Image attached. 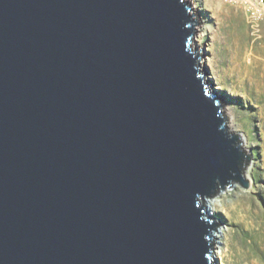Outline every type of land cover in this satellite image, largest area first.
Returning <instances> with one entry per match:
<instances>
[{"label": "water", "instance_id": "water-1", "mask_svg": "<svg viewBox=\"0 0 264 264\" xmlns=\"http://www.w3.org/2000/svg\"><path fill=\"white\" fill-rule=\"evenodd\" d=\"M197 23L189 0H0V264H217L205 199L250 184Z\"/></svg>", "mask_w": 264, "mask_h": 264}, {"label": "rangeland", "instance_id": "rangeland-1", "mask_svg": "<svg viewBox=\"0 0 264 264\" xmlns=\"http://www.w3.org/2000/svg\"><path fill=\"white\" fill-rule=\"evenodd\" d=\"M189 1L198 21L194 49L201 57V71L206 73L205 79L223 101L229 133L240 137L242 151L246 153L243 177L249 181V188L239 182L226 186L228 191L219 197L220 206L215 211L216 219L228 232L222 245L224 263L236 264L231 255L237 233L233 203L247 192L252 197L250 205L254 210H264V135L261 134L264 126L261 128L260 120L254 117L259 106L264 109V102H258L255 92L241 81L248 74L255 81L264 82V0H248L259 7L258 21L250 18L248 7L251 5L245 0ZM235 183L237 187H232ZM217 194L218 191L212 196ZM258 247L261 257L257 261L264 264L261 237Z\"/></svg>", "mask_w": 264, "mask_h": 264}, {"label": "bare ground", "instance_id": "bare-ground-1", "mask_svg": "<svg viewBox=\"0 0 264 264\" xmlns=\"http://www.w3.org/2000/svg\"><path fill=\"white\" fill-rule=\"evenodd\" d=\"M239 71L240 70L238 69V72ZM247 75L248 74L241 78L242 83L248 84L249 90L255 92L258 102H264V82L257 80L255 81L253 78ZM257 110L258 111H256L254 114V117H257L260 120V126L262 128L264 126V109L259 106ZM263 131L261 134L264 135ZM245 178H247V175ZM236 185L237 184L235 183L232 187H237ZM226 191L228 190H224L222 187H219L217 195L205 199L207 213L212 219L217 220L215 217V211L216 208L220 206L219 197ZM251 200L252 197L248 196L247 192H244L238 196L236 201L234 199L235 202L233 203L236 219L235 222L237 224V233L235 236L236 242L231 248L233 251L231 255L235 259L234 261L236 264H260V262L257 261V259H260L261 257V251L260 247H258V242L260 237L261 242H264V210H260V212L255 211L250 205ZM217 221L221 223L219 220ZM227 236L228 232L220 225L215 242V259L217 264H225V256L222 250V245H224L223 239H225Z\"/></svg>", "mask_w": 264, "mask_h": 264}, {"label": "built area", "instance_id": "built-area-1", "mask_svg": "<svg viewBox=\"0 0 264 264\" xmlns=\"http://www.w3.org/2000/svg\"><path fill=\"white\" fill-rule=\"evenodd\" d=\"M245 2L251 5V3L248 2V0H245ZM257 5H260V4L258 3ZM248 9H249L248 12H249L250 18L253 19L254 21H258L259 14H260L259 7L255 5L254 6L251 5L250 7H248Z\"/></svg>", "mask_w": 264, "mask_h": 264}]
</instances>
